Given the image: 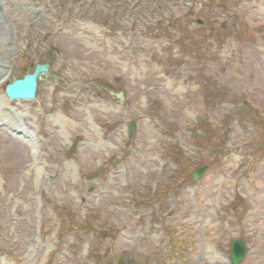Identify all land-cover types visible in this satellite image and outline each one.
<instances>
[{"label": "rangeland", "instance_id": "rangeland-1", "mask_svg": "<svg viewBox=\"0 0 264 264\" xmlns=\"http://www.w3.org/2000/svg\"><path fill=\"white\" fill-rule=\"evenodd\" d=\"M2 4L7 81L53 78L5 103L43 142L0 130V264H264V0Z\"/></svg>", "mask_w": 264, "mask_h": 264}, {"label": "water", "instance_id": "water-1", "mask_svg": "<svg viewBox=\"0 0 264 264\" xmlns=\"http://www.w3.org/2000/svg\"><path fill=\"white\" fill-rule=\"evenodd\" d=\"M41 75H47V66H37L31 75L25 76L20 81H14L5 88V95L8 99H21L30 100L33 98L35 93L36 80L40 78ZM115 97L121 100L120 95H115ZM133 129V126L130 128ZM205 168H201L192 174L193 180H196L199 175L204 171ZM244 255V249L240 241L231 243V253L229 258L231 264H237Z\"/></svg>", "mask_w": 264, "mask_h": 264}, {"label": "bare ground", "instance_id": "bare-ground-1", "mask_svg": "<svg viewBox=\"0 0 264 264\" xmlns=\"http://www.w3.org/2000/svg\"><path fill=\"white\" fill-rule=\"evenodd\" d=\"M3 26H5V25H3ZM6 56H7V54H5V53L0 54V61L3 60ZM2 66H3V68H2ZM7 68H8V69H7ZM1 69H2V70H1ZM8 76H9V67H7L6 65H3L2 63H0V86H1L3 83L6 82ZM5 100H6V99H5ZM4 117H5V116H4ZM4 121H5V119L1 116V117H0V123H2V124H7V123H3ZM60 121H62L61 118H58V123H60ZM63 121H64V120H63ZM12 134H13L14 136H18V135H19V130L16 129L15 132H12ZM24 138L27 139V140H25V141H27V142H29V143L31 142V139H30L29 137H27L26 135H24ZM32 153H35V149H34V148H32Z\"/></svg>", "mask_w": 264, "mask_h": 264}]
</instances>
